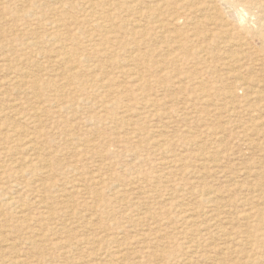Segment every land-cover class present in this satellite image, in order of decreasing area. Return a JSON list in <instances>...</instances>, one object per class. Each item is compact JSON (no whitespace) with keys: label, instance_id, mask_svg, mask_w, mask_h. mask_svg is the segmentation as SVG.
<instances>
[{"label":"rangeland","instance_id":"rangeland-1","mask_svg":"<svg viewBox=\"0 0 264 264\" xmlns=\"http://www.w3.org/2000/svg\"><path fill=\"white\" fill-rule=\"evenodd\" d=\"M233 1L0 0V264H264V1Z\"/></svg>","mask_w":264,"mask_h":264},{"label":"bare ground","instance_id":"bare-ground-1","mask_svg":"<svg viewBox=\"0 0 264 264\" xmlns=\"http://www.w3.org/2000/svg\"><path fill=\"white\" fill-rule=\"evenodd\" d=\"M133 1H134V0H133ZM135 1H136V0H135ZM188 1H189V0H172V1L170 2V0H169L168 3L165 2L163 6H166V7H167V6H169V5H172L171 12H169L170 9L168 10V14H170L168 20H170V23H168V21H167V23H166V22H165V23H164V22L162 23L161 21H159L158 24H157V27L163 29V28H166V27L168 26V24H171V23H172V24L175 25V23L180 22V13H179V12H181L180 9L182 10V8H185V7H186V8H189L191 5H188V3H189ZM194 1H195V0H194ZM213 1H215V0H213ZM213 1L211 0L210 3L213 4V3H212ZM222 1H224V0H222ZM237 1H238V0H235V2H237ZM240 1H244V2H242V3H245V2H247V1L249 2V0H239V2H240ZM250 1H251V0H250ZM263 1H264V0H263ZM148 2H149V1H148ZM157 2H158V1H157ZM235 2L233 1V3H235ZM251 2H252V1H251ZM182 3H184L185 6H182V5H181ZM226 3H228V2H226ZM252 3H253V2H252ZM262 3H263V2H262ZM262 3H261V4H262ZM150 4H151V2H150ZM199 4H200V3H199ZM199 4H198V5H199ZM208 4H209V3H208ZM211 4H210V5H211ZM254 4H255V3H254ZM258 4H260V3H258ZM133 5H134V4H133ZM187 5H188V6H187ZM192 5H193V4H192ZM229 5H231V4H229ZM252 5H253V4H252ZM134 6H135V5H134ZM231 6H232V5H231ZM235 6H236V5H235ZM254 6H255V5H254ZM152 7H153L152 11H153V10L155 11L157 8H161L162 6H156V7H155V5H154V3H153V6H152ZM152 7H151V8H152ZM211 7H212V6H210V8H211ZM213 7H214V6H213ZM251 7H252V6H251ZM186 8H185V9H186ZM214 8H215V7H214ZM239 8H240V7H239ZM246 8H247V7H246ZM161 9H162V8H161ZM174 9H175V10H174ZM199 9H200V8H199ZM204 9H205V8H204ZM256 9H257V8H256ZM173 10H174V11H173ZM178 10H179V11H178ZM196 10H197V9H196ZM200 10H201V9H200ZM232 10H233V9H232ZM242 10H243V9H242ZM152 11H151V12H152ZM156 11H157V10H156ZM163 11H164V10H163ZM166 12H167V11H166ZM185 12H186V11H185ZM199 12H200V11H199ZM258 12H259V11H258ZM148 13H150V12L148 11ZM148 13H146V15H148ZM152 13H153V12H152ZM154 13H156V12H154ZM188 13H189V12H188ZM202 13H203V12H202ZM159 14H160V13H159ZM183 14H184V13H183ZM143 15H145V14L143 13ZM151 15H152V14H151ZM156 15H157V14H156ZM156 15H155V16H156ZM181 15H182V14H181ZM139 16H140V15H139ZM149 16H150V15H149ZM152 16H153V15H152ZM183 16H184V15H183ZM97 17H98V16H97ZM144 17H145V16H144ZM181 17H182V16H181ZM94 18H96V17H94ZM98 18H99V17H98ZM101 18H102V17H101ZM101 18H100V21L102 20ZM155 18H156V17H155ZM144 19H145V18H144ZM191 19H192V18H191ZM194 19H195V18H194ZM93 20H95V19H93ZM134 20L136 21V18H135ZM137 20H138V19H137ZM149 20H150V19H149ZM160 20H161V19H160ZM138 21H139V20H138ZM138 21H137V22H138ZM95 22H96V21H95ZM143 22H144V21H143ZM155 22L157 23V21H155ZM50 23H51V22H50ZM150 23H151V22H150ZM263 23H264V22H263ZM154 24H155V23H154ZM186 24H187V23H186ZM192 24H193V23H192ZM199 24H200V23H199ZM205 24H206V23H205ZM196 25H197V24H196ZM218 25H220V24H218ZM98 26H100V25H98ZM220 26H221V25H220ZM92 27H93V26H92ZM180 27H181V26H180ZM183 27H184V26H183ZM222 27H223V25H222ZM93 29H94V28H93ZM173 29H174V28H173ZM98 30H99V29H98ZM165 30H166V29H165ZM176 30H178V28H177ZM222 30H223V29H222ZM179 31H180V30H179ZM182 31H183V30H182ZM174 32H175V31H174ZM193 32H194V31H193ZM165 33H166V32H165ZM175 33H176V32H175ZM175 33H174V34H175ZM178 33H179V32H178ZM178 33H177V34H178ZM185 33H186V32H185ZM257 33H258V32H257ZM259 34H262V33L259 32ZM163 35H164V34H163ZM175 35H176V34H175ZM182 36H183V35H182ZM262 36H263V35H262ZM170 37H171V36H170ZM175 37H176V36H175ZM175 37L173 36V40H175ZM178 37H179V36H178ZM263 37H264V36H263ZM237 38H238V37H237ZM260 38H261V37H260ZM51 39H52V38H51ZM170 39H171V38H170ZM178 39H179V38H177V41H178ZM173 40H172V41H173ZM179 40H180V39H179ZM166 41H167V40H166ZM175 41H176V40H175ZM232 42H233V41H232ZM167 43H168V42H167ZM171 43H172V42H171ZM177 43H178V42H177ZM175 46H177V45H175ZM180 53H181V51H180ZM180 53H179V55H180ZM132 55H133V54H132ZM132 55H131V56H132ZM57 57H58V56H57ZM61 57H63V56H61ZM59 58H60V57H59ZM139 58H140V56H139ZM136 59H137V57H136ZM56 60H57V59H56ZM59 60H60V59H59ZM60 61H61V60H60ZM166 61H167V60H166ZM199 85H200V84H199ZM200 86H201V85H200ZM205 113H206V112H205Z\"/></svg>","mask_w":264,"mask_h":264}]
</instances>
